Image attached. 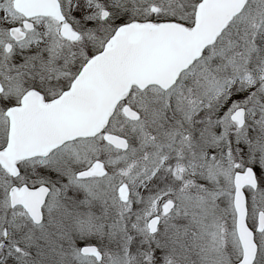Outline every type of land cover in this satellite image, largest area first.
Instances as JSON below:
<instances>
[{"label": "snow or ice", "instance_id": "1", "mask_svg": "<svg viewBox=\"0 0 264 264\" xmlns=\"http://www.w3.org/2000/svg\"><path fill=\"white\" fill-rule=\"evenodd\" d=\"M0 264H264V0H0Z\"/></svg>", "mask_w": 264, "mask_h": 264}]
</instances>
